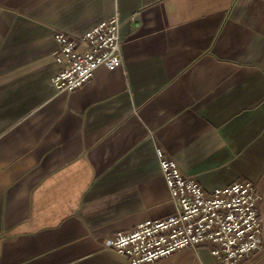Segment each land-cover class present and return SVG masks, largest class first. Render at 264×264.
<instances>
[{"label":"crops","instance_id":"crops-1","mask_svg":"<svg viewBox=\"0 0 264 264\" xmlns=\"http://www.w3.org/2000/svg\"><path fill=\"white\" fill-rule=\"evenodd\" d=\"M113 15L122 65L57 93L52 31ZM156 148L206 192L255 184L264 264V0H0V264H127L102 239L174 211Z\"/></svg>","mask_w":264,"mask_h":264},{"label":"built area","instance_id":"built-area-1","mask_svg":"<svg viewBox=\"0 0 264 264\" xmlns=\"http://www.w3.org/2000/svg\"><path fill=\"white\" fill-rule=\"evenodd\" d=\"M120 26L113 15L81 34L52 31L59 68L50 83L57 93L79 89L99 66L112 70L122 65ZM156 155L173 213L108 235L103 247L124 256L127 264H151L201 246L220 264H246L250 254L262 251L261 195L253 182L238 179L206 192L161 148H156Z\"/></svg>","mask_w":264,"mask_h":264}]
</instances>
